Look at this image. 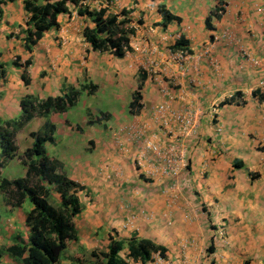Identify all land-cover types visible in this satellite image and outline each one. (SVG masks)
Instances as JSON below:
<instances>
[{"label": "crops", "instance_id": "crops-1", "mask_svg": "<svg viewBox=\"0 0 264 264\" xmlns=\"http://www.w3.org/2000/svg\"><path fill=\"white\" fill-rule=\"evenodd\" d=\"M92 5L106 6L107 13L124 10L130 51L116 57L91 50L82 36L91 22L71 9L28 52L20 39L26 16L21 0L1 5L0 62L9 66L0 78V122L19 116L24 95L43 99L70 88L80 89L72 106L99 87L120 105L93 117L83 99L75 120L69 106L36 114L14 130L15 156L5 162L4 178L25 176L20 156L31 146L30 132L46 133L51 124L52 140L43 144V154L77 184L76 239L61 251L59 264L101 259L109 237L146 238L161 248L143 263L125 259L127 264H264V0ZM162 10L173 18L163 22ZM137 89L139 107L130 108ZM187 110L199 112L196 133L183 140L186 165L172 175L150 146L163 156L169 147L179 149L180 124L172 113ZM47 199L59 207L51 186ZM20 208L0 191V264H22L3 252L16 236L27 238V212ZM125 253L124 247L119 255Z\"/></svg>", "mask_w": 264, "mask_h": 264}, {"label": "trees", "instance_id": "trees-1", "mask_svg": "<svg viewBox=\"0 0 264 264\" xmlns=\"http://www.w3.org/2000/svg\"><path fill=\"white\" fill-rule=\"evenodd\" d=\"M6 1L0 0L1 5ZM94 0H21L23 10L26 13L21 26V41L26 51H31L35 43L43 33L56 28L57 17L60 14L70 13L75 10L76 15L83 16L91 22L84 25L82 36L91 50L110 53L116 57L130 51L127 34L130 32L129 19L124 15V10L117 13H107L106 6H93ZM108 4L109 0H97ZM163 22L173 18L165 10H162ZM10 36V33L8 34ZM8 37V36H7ZM182 40L178 39L172 47H176ZM18 56L12 60V64L19 65ZM30 64V58L23 61L21 79L28 83L26 68ZM5 75V69L0 62V78ZM140 75V74H139ZM144 77L142 73L140 80ZM138 88V87H137ZM80 89L70 88L69 93L62 96L35 98L24 95L19 99V116L12 121L0 122V170L5 162L15 156L16 146L14 142V130L21 127L34 115L47 116L49 112H62L75 103ZM254 94V91L251 92ZM138 89L132 94L129 102L130 108L139 107L137 102ZM49 131L43 134L30 132L31 146L26 148L20 161L25 166V176L14 179L0 178V191L5 193L12 205L17 206L26 198L31 204L27 211L24 223L28 228L26 240L16 236V241L4 247L7 252L18 259L22 264H59V254L70 240L76 239L72 216L79 211L77 196L74 194L77 184L62 174L55 171L56 164L43 154V144L52 140V125L47 124ZM29 176H36L38 182L31 183ZM45 183V184H44ZM49 186L59 196V207H53L47 199ZM126 248L124 257L119 255L122 248ZM211 246L207 247L210 251ZM152 250L161 248L146 238L131 237L126 241L109 237L107 250L101 253V259L89 261L85 264H127L125 259H132L141 263L145 262ZM2 251L0 250V255Z\"/></svg>", "mask_w": 264, "mask_h": 264}, {"label": "built area", "instance_id": "built-area-1", "mask_svg": "<svg viewBox=\"0 0 264 264\" xmlns=\"http://www.w3.org/2000/svg\"><path fill=\"white\" fill-rule=\"evenodd\" d=\"M259 86L264 87V80L259 82ZM157 109L159 110V112H161L162 110H164V106L159 105ZM198 115L199 112L197 110H187L183 113H172L173 119L180 124L178 126L180 132L179 149H176L173 146L169 147L168 150L165 151V154L163 156L162 151L158 150L156 146H150L157 157L163 158L165 168L172 175H177L179 171L186 165V152L185 147L182 145V143L185 138H190L195 135ZM216 230V233L220 234V229L217 228Z\"/></svg>", "mask_w": 264, "mask_h": 264}, {"label": "rangeland", "instance_id": "rangeland-1", "mask_svg": "<svg viewBox=\"0 0 264 264\" xmlns=\"http://www.w3.org/2000/svg\"><path fill=\"white\" fill-rule=\"evenodd\" d=\"M4 66L5 67H8L9 66V63H4ZM85 100L86 103H87V106L89 107V109L91 110V115L93 117L95 116H99V113L100 112H105V111H108V112H111V111H114V110H118L120 105L117 101H113V100H110L107 96V89L104 90L103 92V89L102 88H98L92 96H88L86 97L85 95H83V97H80L79 100L76 102V104L74 106H72V116L71 115H68L69 118H71L72 120H75V117H76V114H74L76 111H81L83 110L82 109V100ZM78 106V107H77ZM15 161H13L12 164H14ZM17 169L20 170L22 168V165L21 164H17ZM5 167V166H4ZM20 172H18L17 175H19ZM1 177H5L7 175V168L5 167L2 172L0 173ZM0 177V178H1ZM16 177V176H15ZM30 202L28 201V199H24L23 202L21 203V210L24 211V212H27L28 211V207H29ZM22 228H24L22 226ZM19 225L17 226V229L19 231L20 234H25L22 229ZM2 231L3 228H2ZM27 235V233H26Z\"/></svg>", "mask_w": 264, "mask_h": 264}]
</instances>
